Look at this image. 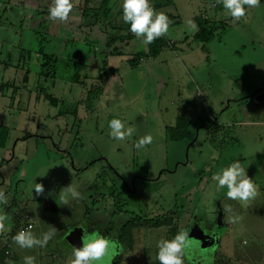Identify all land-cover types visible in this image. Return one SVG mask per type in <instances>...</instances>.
Masks as SVG:
<instances>
[{
  "label": "rangeland",
  "instance_id": "rangeland-1",
  "mask_svg": "<svg viewBox=\"0 0 264 264\" xmlns=\"http://www.w3.org/2000/svg\"><path fill=\"white\" fill-rule=\"evenodd\" d=\"M79 1L72 0L66 20H54L53 0H0V81H10L0 90V124L9 129L0 149V191L8 197L0 206L8 216L0 245L7 235L18 264L26 256L35 264H72L73 233L117 242L127 217L166 213L177 220L176 232L136 225L122 241L120 259L132 252L128 264H159L158 241L187 231L192 246L184 264H264V0L238 19L219 0H168L177 21L163 37L173 46L131 65L129 58L146 52L134 34L115 42L122 54L109 57L112 67L103 71L102 25L83 16ZM198 20L218 26L206 51L193 36ZM66 41L65 52H57ZM39 47L57 58L54 81L39 74ZM75 73L85 78L75 82ZM114 118L133 134L113 139ZM175 120L177 130L185 126L172 139L167 126ZM145 135L152 142L137 148ZM237 159L258 189L246 203L228 198L214 180ZM69 187L82 198H72ZM10 205L17 207L15 223ZM30 219L27 230L38 237L54 230L46 246L21 248L14 241Z\"/></svg>",
  "mask_w": 264,
  "mask_h": 264
},
{
  "label": "clouds",
  "instance_id": "clouds-1",
  "mask_svg": "<svg viewBox=\"0 0 264 264\" xmlns=\"http://www.w3.org/2000/svg\"><path fill=\"white\" fill-rule=\"evenodd\" d=\"M219 2L222 3L229 15L238 19L245 16L247 8L259 6L261 0H219ZM72 8V0H53V4L49 8L50 18L66 20ZM122 9L124 23L129 25V30L133 34L142 37L145 44H151L168 33L171 21L166 14L155 10L151 0H123ZM193 27H195L194 24ZM109 128V135L113 139L121 141L131 136L134 131L132 128H126L125 123L119 118L110 120ZM151 142L152 136L145 135L140 138L136 147L143 148ZM214 180L219 189L227 188L226 195L232 200L246 203L255 198L258 192L256 184L238 159L215 174ZM33 189L36 194H41L44 191L41 183H36ZM68 191L72 198H82V193L77 188L69 187ZM62 199L64 204H68L67 198ZM7 204L8 197L0 191V206ZM7 219V215H0V232L6 230L5 221ZM236 219L238 218L234 217L232 222H235ZM54 234L53 230L38 237L32 231L25 229L16 233L13 239L21 248L31 249L36 246H46ZM191 246L192 242L187 231H180L171 239L160 240L157 245L159 264H184V258L191 250ZM113 250L114 245L111 239L99 234L86 236L82 239L80 247H74L72 264H107V261L113 258ZM24 261L25 264H35V257L26 256Z\"/></svg>",
  "mask_w": 264,
  "mask_h": 264
},
{
  "label": "trees",
  "instance_id": "trees-1",
  "mask_svg": "<svg viewBox=\"0 0 264 264\" xmlns=\"http://www.w3.org/2000/svg\"><path fill=\"white\" fill-rule=\"evenodd\" d=\"M113 0H100L99 5L96 8H92L93 11L91 13H89V0H85L83 3V7H82V14L83 16L89 18V22L90 23H96V22H100V21H104L107 18V15L110 12V5L112 3ZM152 1V0H151ZM157 2V3H154ZM154 6L156 7V5L160 6L162 5V3L159 0H153L152 1ZM166 4V3H165ZM90 16V17H88ZM169 20L171 21L170 25H172L175 21L173 20V16L172 15H167ZM222 25V24H221ZM218 26L214 25V24H207L206 22L202 21V20H198V31L195 33L194 38L197 41L202 42V49L204 51H206L205 48V43L208 42L211 37L214 34V31L217 29ZM131 36H129L130 38ZM172 45L169 44V41L166 40L163 36H161L160 38L156 39L155 41H153L151 44H146V52L145 54L141 53V52H136V54H134L131 58H129V62L131 65H137V63L139 62V59L141 58V56L145 55L148 57H156L159 52L161 50H163L165 47H171ZM24 51V50H22ZM21 51V54H23V52ZM35 52H37L40 55V71L39 74L44 76L46 79H50L52 81L55 80L56 78V62H57V58L55 56V54H50L47 52H44V50L39 47ZM110 54L112 55H120L122 54L121 51H119L118 49H116L115 47L113 49L110 50ZM28 74H29V70L26 69L24 74H23V81H24V86H25V82L27 81L28 78ZM102 75H105V73H103ZM82 76V78H85V75H81L79 73H75L74 74V81L75 82H80V77ZM4 86H9L7 83H3L0 85V90L2 89V87ZM40 94H42L44 99H47L49 101V103L51 105L57 106L58 105V99L51 93L46 92L44 90H40L39 91ZM59 115L64 114V112H62L61 110L58 111ZM76 113L75 111L73 112V116L75 117ZM180 122V121H179ZM176 124V126L174 127H169L167 126V131L168 133L170 132V137L172 139H176L179 138L180 136H182L181 131L183 130L185 124L182 123V129L177 130L178 129V123ZM174 132H177V134L175 135ZM8 134H9V130L8 127L0 124V147H4L6 145L7 139H8ZM91 163H89L90 165ZM116 207H118L117 209H120V211L122 210L120 208V204L116 203ZM116 209L113 210V212L115 213ZM177 220L173 219L171 217H168L166 215V213L157 215L155 217H151V218H147V217H143V216H139V215H131L129 217H127L124 222L120 225L119 230H118V241H117V252L115 257L113 258V261H117V259H120V254H121V246L123 245L124 241V237L128 236L129 238V234L132 230V228L136 225H146L148 227H159V226H164V227H170V230L173 231V233L176 232L177 230ZM173 224V225H172ZM130 230V231H129ZM128 233V234H127ZM129 246V243L127 244ZM120 248V250H119ZM10 260H0V264L5 263V262H9ZM14 262V261H12Z\"/></svg>",
  "mask_w": 264,
  "mask_h": 264
},
{
  "label": "crops",
  "instance_id": "crops-1",
  "mask_svg": "<svg viewBox=\"0 0 264 264\" xmlns=\"http://www.w3.org/2000/svg\"><path fill=\"white\" fill-rule=\"evenodd\" d=\"M84 1L85 0H80L79 1V3H80L79 6L81 8V11H82V7H83ZM121 1H123V0H116V1L113 0L112 3H111V5H110V12L107 15L106 20L100 21V23L102 25V28H103V32H102V34H103L102 36L103 37L101 38V45H102V48H103L101 53H103V55H101V53H100V56L104 57V60H102L103 63H102L101 66H98V68H100L102 71H103V67H104V69H106L109 66V64H112V63H109L108 62V60H109L108 58L109 57L115 58V56H119V55H112V54H110V50L114 48L115 42L119 41L120 44H122V43H125L127 40H130L131 38L134 37V34L129 30V25L126 24V23H124V21L122 19V11H123L122 4H123V2H121ZM159 1L162 3V5H160V6L159 5L158 6L156 5L157 12H162V13H164L166 15H172L173 16V20L175 21L177 19L175 13L166 10V9H168V8H170L172 6V2L173 1H168V0H159ZM99 2H100V0H89V8H90L89 9V13H91L93 11L92 8H96L99 5ZM154 3H157V2L154 1ZM201 14H204V13H201ZM109 29H110L111 32H113L114 35L112 34V35L109 36ZM197 31H198V23H197V29L194 32L193 36L195 35V33ZM104 34H105V36H104ZM129 36H131V37L129 38ZM89 41H91V40L89 39ZM67 45H68L67 41L64 42V44H62V45H58V47L56 48L57 52H59V51H64L65 52V50L67 48ZM145 45L146 44L143 42V47H145ZM22 50H24V49H22ZM26 51H28V50H26ZM50 54H53V53H50ZM20 56H21V59H22L23 55L21 53H20ZM143 56H141V58L139 59V62L142 60V57ZM20 62H21V60H20ZM22 63H23V61H22ZM17 67H18V69H20L21 65L20 66H17ZM109 67H112V66H109ZM26 69H28V68H25L24 69V72H25ZM23 74L21 75V79L22 80H23ZM29 81H30V75L28 74V78H27L26 84ZM9 82H10L9 80L6 81V82H1L0 81V85L2 83H7L8 84ZM3 94L4 93H2L0 91V101H1V98H2ZM176 123H177V120H175L174 121V124L172 126H169V127L176 126ZM8 136H9V134H8ZM6 144H7V142H6ZM5 146L4 147H0V149L5 148ZM2 162H4V161H2ZM3 180H5V179H3ZM5 194H6V192H5ZM24 204H26V203H24ZM12 209H13V212L14 211H17V207L14 206L12 208V206L10 205L9 210H8V212H9V218H11L12 221L15 223V222L18 221V217L16 216V213H13L11 211ZM43 210H45V209H43ZM46 211H50V210L47 209ZM24 216H28L27 213H25L23 215V217ZM31 222H32V220H31ZM146 227H148V226H146ZM161 227L162 226H159V227H149L147 229H150V230L153 231V230H156V229L161 228ZM7 240H9V239L7 238V235H5L3 237V243H1V245H0V260L1 259H3V260L9 259L10 261H12V257L11 256L14 255V252H12V250H10V248H9L10 254L9 255H5L4 254V251H3V249L6 247V244L8 242ZM134 247H136V241H134L132 243V245H131V251H132V249H134ZM128 256L129 257L124 256L122 259L118 260L117 262H114V261L113 262H114V264H128L129 259L132 256V252H130V254H128Z\"/></svg>",
  "mask_w": 264,
  "mask_h": 264
},
{
  "label": "water",
  "instance_id": "water-1",
  "mask_svg": "<svg viewBox=\"0 0 264 264\" xmlns=\"http://www.w3.org/2000/svg\"><path fill=\"white\" fill-rule=\"evenodd\" d=\"M85 236L83 235V232H77V233H73L71 236H70V240L71 242L73 243V245L75 247H80L81 244H82V239L84 238ZM113 245H114V250H113V258L115 257L116 255V252H117V242H116V239H115V242H113ZM113 258L109 261H107V264H111ZM2 264H18L17 262H12V261H9V262H5V263H2Z\"/></svg>",
  "mask_w": 264,
  "mask_h": 264
},
{
  "label": "built area",
  "instance_id": "built-area-1",
  "mask_svg": "<svg viewBox=\"0 0 264 264\" xmlns=\"http://www.w3.org/2000/svg\"><path fill=\"white\" fill-rule=\"evenodd\" d=\"M151 3H152V5L154 6V4H153L152 1H151ZM154 8H155V10L157 11V8H156L155 6H154ZM201 17H202V18H205L206 15H205V14H201ZM32 226H33L32 222L29 221V220H27L25 226H23L22 228H20L19 231H21V230H25V229H30V228H32ZM9 248H10V245H9V243L7 242L6 247L3 249L5 255H9V254H10V250H9Z\"/></svg>",
  "mask_w": 264,
  "mask_h": 264
}]
</instances>
